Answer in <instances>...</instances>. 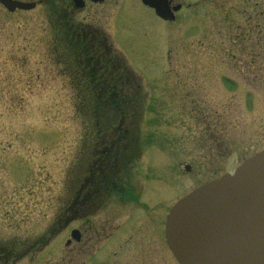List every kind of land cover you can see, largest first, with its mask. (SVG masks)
Wrapping results in <instances>:
<instances>
[{
  "label": "rangeland",
  "instance_id": "1",
  "mask_svg": "<svg viewBox=\"0 0 264 264\" xmlns=\"http://www.w3.org/2000/svg\"><path fill=\"white\" fill-rule=\"evenodd\" d=\"M96 5L67 19L53 16L51 2L15 13L0 5V241L13 253L10 264L99 261L83 243L66 246L71 230L83 231L81 218L57 223L98 137L95 120L78 104L85 92L77 88L92 87L82 73L89 45L73 49L79 43L71 27L84 29L86 44L100 32L122 76L123 131L135 139L126 157L136 158L128 171L137 204L113 201L90 225L120 224L137 209V224L148 219L156 234L151 264H178L165 238L175 203L264 150V0H174L183 6L174 22L140 0ZM116 108L111 116L120 121ZM109 118L98 126L103 133L119 127L108 128ZM149 190L152 203L143 194ZM113 254L105 259L114 261Z\"/></svg>",
  "mask_w": 264,
  "mask_h": 264
},
{
  "label": "flooded vegetation",
  "instance_id": "2",
  "mask_svg": "<svg viewBox=\"0 0 264 264\" xmlns=\"http://www.w3.org/2000/svg\"><path fill=\"white\" fill-rule=\"evenodd\" d=\"M170 1L172 7L177 6H173L174 0ZM45 2H51L53 4L54 8L51 9L53 11V16H57L58 19H67L70 15L73 16L76 13L82 12L84 9L87 10L89 6H97L90 0H39L36 5L39 6ZM140 3L144 6L142 0H140ZM60 6H63L62 9L59 8ZM145 8L147 9V7ZM151 11L154 13L153 10ZM73 21L74 18H72L71 23H73ZM68 32L73 33V38L77 39L79 44L80 42H85L82 40V35L85 36L86 33L83 28L71 27ZM80 33L82 35H80ZM99 33V31L95 30L94 36L90 35V38H88L90 41L87 42V45H89L87 48V55H91V57L88 56L86 59L82 73L85 78L91 79L93 90H95L100 97L107 99L108 104L105 106L106 111L111 113L110 110L117 107V112L123 116L120 121L117 120L116 116H108L110 118L107 122L108 125H113L112 128H114L117 122L119 123L118 129H113L111 135L107 134V132H101L102 130L98 127L101 124H96V127L99 128L98 138H96L95 144L92 143L93 146L90 147L86 155L85 170L79 181V187L75 192V196L72 197L68 208L57 223H63L64 226H69L71 222H77L80 218L85 222L83 231H80V242L70 241L68 247L73 244L81 245L83 243V249L86 248L87 251L88 249H92L94 252L93 256L99 257L97 264H151V237L156 234L148 219L137 224L139 217L137 209L133 208L131 212L125 214L124 217L122 216L123 218L120 224L106 226V223L103 222L95 227L94 225H90L92 216L95 214L98 215L99 212L111 205L113 201L127 203L131 206L132 204H137L139 197L138 193L132 189L129 180L131 174L130 171H128V163H133L136 158L131 157L130 159V157L127 158L126 156L132 149L135 139L128 136V131H123V124L124 120H126V116L124 108H122L121 111L120 107L122 106L119 102H121L120 98L126 97V94L124 91L118 92L117 88V85L122 81V76L121 74L117 75L115 73L116 66L113 67V65H115V60L108 57L109 49H105L106 47L103 46L104 44L102 41L98 40ZM85 38L87 37L85 36ZM81 64H84V62H81ZM108 69L110 70L108 71ZM105 122L106 119L104 120V123ZM118 131H122L120 137L116 136ZM122 164L126 166V169L122 170L120 168ZM143 194L145 195V199L150 198L149 200L151 201V197L154 196L155 192L149 190L148 194L146 191H144ZM150 201L146 203V206H151ZM158 221H160V217ZM156 228L159 237V235H161L159 229L161 228L160 222L156 223ZM119 236H121V238ZM123 237L125 238L122 239ZM95 241H97V246L93 249ZM166 249L169 251L168 246ZM8 251L9 249L0 241V264H10L7 257L8 254L11 256L13 253H11L12 251ZM33 251H35V249L32 247L28 250H23L19 258H23ZM106 253H114L113 257L115 260L111 261L107 258L109 262L105 259ZM90 262L91 258L85 261L86 264H90Z\"/></svg>",
  "mask_w": 264,
  "mask_h": 264
},
{
  "label": "water",
  "instance_id": "3",
  "mask_svg": "<svg viewBox=\"0 0 264 264\" xmlns=\"http://www.w3.org/2000/svg\"><path fill=\"white\" fill-rule=\"evenodd\" d=\"M0 2L10 12L36 7ZM145 4L160 18L174 20L166 0ZM167 238L179 264H264V152L246 161L234 175L180 201L171 211Z\"/></svg>",
  "mask_w": 264,
  "mask_h": 264
},
{
  "label": "trees",
  "instance_id": "4",
  "mask_svg": "<svg viewBox=\"0 0 264 264\" xmlns=\"http://www.w3.org/2000/svg\"><path fill=\"white\" fill-rule=\"evenodd\" d=\"M76 42H77V39H76ZM77 43H79V42H77ZM85 45H87V44L84 42H80V44H76V45L74 44L72 46V48L73 49L75 48V49H78L81 51L82 47ZM78 63L80 64L81 62L78 60ZM77 90H80L81 92H85V93L79 94L80 97L78 99L79 100L78 104H79L80 108L83 109L82 112L88 114V119L90 122H93V120H95L94 121L95 127H96V124L102 122L108 116H111V113L107 112L105 109V106H107V104H108L107 99L100 97L97 94V92L95 90H93L92 87L89 88V86H84V84H83V87H81V88L78 87ZM112 127H113L112 124L108 125V128H112ZM97 129H98V131H95L94 134L96 133L98 136L99 128H97ZM103 130H104V127H103ZM106 130H109V129H106ZM107 133H109V132H107ZM90 136H92V135L90 134Z\"/></svg>",
  "mask_w": 264,
  "mask_h": 264
}]
</instances>
